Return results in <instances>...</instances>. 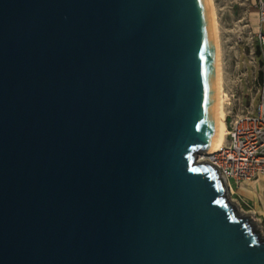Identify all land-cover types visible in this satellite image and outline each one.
I'll return each instance as SVG.
<instances>
[{"label":"water","instance_id":"1","mask_svg":"<svg viewBox=\"0 0 264 264\" xmlns=\"http://www.w3.org/2000/svg\"><path fill=\"white\" fill-rule=\"evenodd\" d=\"M215 115L205 0H0V264H264Z\"/></svg>","mask_w":264,"mask_h":264},{"label":"built area","instance_id":"2","mask_svg":"<svg viewBox=\"0 0 264 264\" xmlns=\"http://www.w3.org/2000/svg\"><path fill=\"white\" fill-rule=\"evenodd\" d=\"M254 8L257 17L256 30L249 33L246 45L251 49L253 43H256L261 56L260 70H263L264 0H255ZM250 63L254 68L256 67L253 59ZM248 96L253 98L257 96L258 103L255 110L245 111L231 118L226 127L223 150L210 155L211 160H207L220 172L227 185L228 195L230 190L229 197L231 196L232 199L235 188L240 182L264 175V82H260L256 76L252 79V85L248 86ZM235 201L234 203L240 207ZM248 214H252L256 219L255 214L250 210Z\"/></svg>","mask_w":264,"mask_h":264},{"label":"crops","instance_id":"3","mask_svg":"<svg viewBox=\"0 0 264 264\" xmlns=\"http://www.w3.org/2000/svg\"><path fill=\"white\" fill-rule=\"evenodd\" d=\"M254 5L255 0L249 11L248 27L243 30L244 35L232 36V40H220L223 88L226 87V91L225 89L224 91L229 96V101L224 108L226 127L234 115H240L245 111L253 112L258 103L257 96L254 98L248 96V80H246V89L243 87L246 71L242 69V63L245 66L244 58H248L249 63L252 59L256 63V43H253L251 49L246 45L249 33L256 30L257 17ZM229 37L231 36L229 35ZM255 68L253 69L254 74H256ZM259 73L260 75L256 77L260 82H264V69L260 70ZM235 194L255 214L258 223L264 231V175H258L250 181L240 182L235 188Z\"/></svg>","mask_w":264,"mask_h":264},{"label":"rangeland","instance_id":"4","mask_svg":"<svg viewBox=\"0 0 264 264\" xmlns=\"http://www.w3.org/2000/svg\"><path fill=\"white\" fill-rule=\"evenodd\" d=\"M215 12L217 16V22H218V28H219V40L229 39L232 40V36H243L244 35V28H247V20L249 16V11L252 8V5L254 3V0H213ZM229 35L231 37H229ZM226 37V38H225ZM256 60V68L255 73L253 72V66L251 63H249L248 58H244L245 66L242 63V69H245L246 71V79H244V89H246L247 86L252 85V79L255 76H259L260 73V62H261V56L255 55ZM246 80L247 86H246ZM226 91V87L223 88ZM228 103V102H227ZM225 108V106H224ZM204 154L198 155V160L200 162H203L206 156H203ZM233 199H235L240 207L239 209L243 213H248L249 209L240 201V199L236 196V194L233 196ZM234 200V201H235ZM235 201V202H236ZM236 204V203H235Z\"/></svg>","mask_w":264,"mask_h":264},{"label":"bare ground","instance_id":"5","mask_svg":"<svg viewBox=\"0 0 264 264\" xmlns=\"http://www.w3.org/2000/svg\"><path fill=\"white\" fill-rule=\"evenodd\" d=\"M208 17L211 26V35H212V46H213V57H214V82H215V133L212 140L211 146L206 153L204 161L211 160L210 155L219 153L223 150L226 136V125H225V104L229 101L228 94L223 89V79H222V62H221V48L219 40V28L217 22V16L215 12V7L213 0H205ZM198 154V155H199ZM197 155V160H198ZM198 162H200L198 160ZM230 195V190H229ZM231 202L234 203V200L230 196ZM240 206V205H239ZM241 212V210H240Z\"/></svg>","mask_w":264,"mask_h":264}]
</instances>
